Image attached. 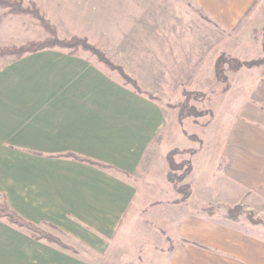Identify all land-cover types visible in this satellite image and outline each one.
Returning <instances> with one entry per match:
<instances>
[{"label":"rangeland","instance_id":"1","mask_svg":"<svg viewBox=\"0 0 264 264\" xmlns=\"http://www.w3.org/2000/svg\"><path fill=\"white\" fill-rule=\"evenodd\" d=\"M42 43L51 47L36 49ZM89 71L100 74L89 76ZM99 80L120 92L99 87ZM81 82L84 89L78 87ZM22 89L40 92L44 117L54 116L51 105L59 121L69 116L70 105L85 113L87 107L77 101L97 90L101 103H121L117 109L94 110L100 117L140 113L128 92L158 106L163 124L130 177L138 189L130 220L143 218L147 206L159 198L179 199L175 186L188 183L190 192L197 191L208 180L197 172L191 177L199 137L236 130L240 104L264 101V0H256L232 29L221 27L192 0H0V94ZM1 146L23 149L16 142L0 141ZM58 148L37 151L64 152L66 145ZM169 151L173 172L182 177L176 184L164 180ZM19 161L0 153V218L86 256L56 227L12 216V211L17 214L12 186L21 182ZM188 163L191 170L184 176ZM203 200L194 195L188 207L198 209ZM199 212L233 220L264 239V198L254 191L245 192V203H208ZM163 226L169 241L159 233L146 239L139 231L92 258L96 264H162L156 249L182 242L173 240L176 220Z\"/></svg>","mask_w":264,"mask_h":264},{"label":"crops","instance_id":"2","mask_svg":"<svg viewBox=\"0 0 264 264\" xmlns=\"http://www.w3.org/2000/svg\"><path fill=\"white\" fill-rule=\"evenodd\" d=\"M255 1L192 0L225 29L234 28ZM103 80H99V87L110 88L114 95L120 92ZM81 85L78 87L84 89ZM22 90L0 94V141L23 146L20 150L0 147L4 156L20 158L17 172L21 182L16 188L12 186L17 197L14 210L26 222L56 227L88 254L80 256L76 250L34 236L0 218V264H96L92 258L95 254L105 252L118 239H131L139 231L146 239L159 233L171 240L163 225L174 220L177 239L173 240L182 242L156 249V259L162 264H264V239L233 220L199 212L208 203H245L249 190L264 198V101L240 104L236 130L199 137L191 177L196 172L208 177L199 194L191 189L182 201L159 198L147 206L143 218L137 215L130 220L138 190L130 177L163 124L158 106L137 92H128L130 104L140 113L100 117L101 112L93 111L105 106L117 109L121 103H101L97 90L77 101L87 107L85 113L70 105L69 116L59 121L51 105L48 109L54 116L44 117L47 112L41 111L40 92ZM61 143L66 145L64 152L37 151H57ZM164 180L168 182L165 174ZM194 195L204 199L198 209L188 207ZM175 211L180 214L176 216Z\"/></svg>","mask_w":264,"mask_h":264},{"label":"trees","instance_id":"3","mask_svg":"<svg viewBox=\"0 0 264 264\" xmlns=\"http://www.w3.org/2000/svg\"><path fill=\"white\" fill-rule=\"evenodd\" d=\"M48 47H51V46H46L45 45V43H42V45L41 46H39L38 48H36V49H43V48H48ZM36 49H34V50H36ZM220 58L219 59H217V61H216V67H217V69H218V67L220 66ZM167 160H168V165H169V167H168V169H167V171H166V175H165V177H166V179L169 181V182H171V183H173V184H176V182H178L182 177H180V176H177V175H175V173L173 172V166H174V163H173V159H172V157H171V151H169V153L167 154ZM190 170H191V164L190 163H188V166L186 167V170H185V175L184 176H186V174H188L189 172H190ZM175 186V185H174ZM175 188H176V190L178 191V192H180L181 193V197L179 198V199H177V201L178 200H184L185 198H187L188 197V195L190 194V186L188 185V183L187 184H184L183 186H175ZM12 211V210H11ZM12 216L13 217H17L18 215L17 214H15L13 211H12ZM19 217V216H18ZM20 219H22L21 217H19ZM9 221V220H8Z\"/></svg>","mask_w":264,"mask_h":264}]
</instances>
